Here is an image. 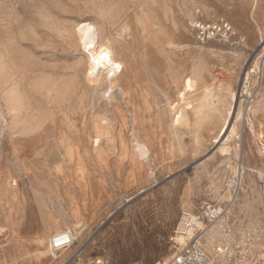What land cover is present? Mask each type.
<instances>
[{
    "label": "rangeland",
    "instance_id": "rangeland-1",
    "mask_svg": "<svg viewBox=\"0 0 264 264\" xmlns=\"http://www.w3.org/2000/svg\"><path fill=\"white\" fill-rule=\"evenodd\" d=\"M83 23L128 61L113 94L86 76ZM263 111L264 0H0V264H166L182 212L232 198L201 246L214 264H264ZM69 230L63 258L37 257Z\"/></svg>",
    "mask_w": 264,
    "mask_h": 264
},
{
    "label": "bare ground",
    "instance_id": "bare-ground-1",
    "mask_svg": "<svg viewBox=\"0 0 264 264\" xmlns=\"http://www.w3.org/2000/svg\"><path fill=\"white\" fill-rule=\"evenodd\" d=\"M136 1V0H135ZM161 1V0H160ZM163 1V0H162ZM150 2V1H149ZM158 2V1H157ZM136 3V2H135ZM151 3V5H152V1L150 2ZM161 3V2H160ZM137 6V5H136ZM155 6V5H154ZM160 6V5H159ZM146 7V6H145ZM102 13V12H101ZM109 13V12H108ZM110 13H111V11H110ZM112 14V13H111ZM114 14V13H113ZM115 14H118V12L116 13V11H115ZM103 16L101 17V19L102 18H104L105 19V17H104V15L105 14H102ZM112 16V15H111ZM111 19H112V17H111ZM115 19V18H114ZM114 19H112V20H114ZM137 19V18H136ZM116 20H117V17H116ZM138 20V19H137ZM117 21H119V20H117ZM135 21V20H134ZM106 22V21H105ZM112 22V21H111ZM114 22V21H113ZM144 22V21H143ZM143 22H142V25H143ZM114 23H116V22H114ZM120 23V22H119ZM135 23V22H134ZM139 23V22H138ZM107 24V23H106ZM131 24V23H130ZM129 24V25H130ZM136 24H137V21H136ZM135 24V25H136ZM141 24V23H140ZM108 25V24H107ZM114 25V24H113ZM116 25V24H115ZM134 24H133V26H135ZM141 25V26H142ZM101 26V25H100ZM117 26V25H116ZM77 27V26H76ZM75 27V28H76ZM114 27V26H113ZM112 26L110 27V28H113ZM123 27H124V25H123ZM136 27V26H135ZM109 28V27H108ZM120 28H122V26L120 25ZM130 28H131V26H130ZM139 28V27H138ZM143 28H145L144 26H143ZM102 29V28H101ZM133 29V28H132ZM78 32H79V40H80V44L83 46V48L85 49V51H87V70H86V76H87V78L88 79H90L93 83L95 82V83H99V81H101V84H103V83H106V84H108V90L110 91V94H113L114 93V91H115V89L118 87L117 86V80L120 78V76L122 75L123 76V73L125 72V70L127 69V67H128V61L125 59V58H123L122 56H119L118 55V53H117V51H116V49H118V48H116V49H114V47H113V41L108 37L109 36V34H108V36H106V35H98V34H100V33H96V32H104L103 30H100V28L98 29L96 26H94V25H92V24H89V23H83V24H80V25H78ZM107 31V30H106ZM123 31V30H122ZM139 31V30H138ZM145 31V30H144ZM143 31V33H145ZM108 32V31H107ZM114 32V31H113ZM117 32V31H116ZM116 32H114V33H116ZM125 32V31H124ZM128 32V31H127ZM75 33H76V31H75ZM113 34V33H112ZM135 34H137V33H135ZM142 34V33H141ZM114 35V34H113ZM133 35V34H132ZM75 36V35H74ZM134 36V35H133ZM136 36V35H135ZM111 37V36H110ZM116 37V36H115ZM138 37V36H137ZM100 38V39H99ZM112 38V37H111ZM113 39H114V37H113ZM124 39V38H123ZM133 39V38H132ZM135 39H137V38H135ZM140 39V38H139ZM142 39H143V36H142ZM76 40V39H75ZM98 40H100V43L98 44ZM117 40H119V39H117ZM122 40V39H121ZM141 40V39H140ZM77 41V42H76ZM75 42H76V44L77 43H79V41L78 40H76ZM125 41V40H124ZM134 41V40H133ZM143 41V40H142ZM119 42V41H118ZM122 43V42H121ZM136 43V42H135ZM79 44V45H80ZM98 44V46H97V48L95 49V46ZM124 44V43H123ZM122 44V45H123ZM127 44H128V42H127ZM137 44V43H136ZM135 44V45H136ZM115 45H117V43L115 44ZM132 45H133V43H132ZM139 45H141L140 43H139ZM124 46L125 47H127V45L126 44H124ZM129 46V45H128ZM116 47V46H115ZM131 47H133V46H131ZM135 47V46H134ZM78 48H79V46H78ZM137 48V47H136ZM141 48V47H140ZM126 49V48H125ZM133 49V48H132ZM143 49V48H142ZM79 50V49H78ZM81 51V50H80ZM85 51H84V53H85ZM130 51V50H129ZM139 51H141L140 49H139ZM139 51L137 50V52H138V54H139ZM83 52V51H82ZM130 53V52H129ZM125 56V55H124ZM128 56H130V55H128ZM85 57V56H84ZM131 59H132V56H131ZM134 60V59H133ZM132 60V61H133ZM131 61V62H132ZM138 61V60H137ZM82 63H80L81 65H83L84 66V62L83 61H81ZM130 62V63H131ZM142 63V62H141ZM80 64H79V66H80ZM134 64V63H133ZM139 64V63H138ZM82 66V67H83ZM145 67H146V65H145ZM80 68V67H79ZM86 68V67H85ZM132 68V67H131ZM83 69V68H82ZM134 69V68H133ZM131 70V69H130ZM135 71V70H134ZM140 71V70H139ZM142 71V70H141ZM144 71V70H143ZM135 73H136V71H135ZM81 74V73H80ZM133 74V73H132ZM137 74V73H136ZM135 74V75H136ZM134 75V74H133ZM82 76V75H81ZM139 76V75H138ZM142 76V75H141ZM85 77V76H84ZM125 78V77H124ZM144 78V77H143ZM85 79V78H84ZM121 79V78H120ZM136 79V78H135ZM147 80V79H146ZM80 81V80H79ZM85 80H83V82H84ZM81 82V81H80ZM79 82V83H80ZM103 82V83H102ZM138 82V81H137ZM183 82V81H182ZM193 83L195 84V82H192V80H190L189 79V77H188V79L185 81V86H186V88L187 89H192V87H193ZM100 84V83H99ZM98 84V85H99ZM183 84V83H182ZM97 86V85H96ZM121 86V85H120ZM130 86V85H129ZM195 86V85H194ZM197 86V85H196ZM86 87V86H85ZM91 87V86H90ZM98 87V86H97ZM96 88V87H95ZM141 88V87H140ZM199 88V87H198ZM55 89V88H54ZM194 89V88H193ZM57 90V89H56ZM55 90V91H56ZM62 90V89H61ZM83 90V89H82ZM95 90V89H94ZM107 90V91H108ZM87 91V90H86ZM107 91H105V92H107ZM57 92V91H56ZM96 92V91H95ZM95 92H94V94H95ZM118 92V91H117ZM192 92V91H191ZM55 93V92H54ZM53 93V94H54ZM58 93V92H57ZM180 93V92H179ZM60 94H62L61 92L59 93V97H60ZM86 94V93H85ZM100 94V93H99ZM122 94V93H121ZM130 94V93H129ZM92 95H93V93H92ZM138 95H140V94H138ZM83 96V95H82ZM110 96V95H109ZM53 97H54V95L52 96V99H53ZM57 98H58V96H56ZM89 97V96H88ZM130 97V96H129ZM184 97H185V94H180L179 95V98H181L182 100H184ZM84 98V97H83ZM83 98H81L82 99V101H83ZM51 99V100H52ZM120 99V98H119ZM93 100V99H92ZM147 100V99H146ZM136 101V100H135ZM145 101V100H144ZM148 101V100H147ZM185 101V100H184ZM60 102V101H59ZM111 102H112V100H111ZM146 102V101H145ZM144 102V103H145ZM62 103V102H61ZM82 102H80V104H81ZM130 103V102H129ZM150 103V102H149ZM83 104V103H82ZM140 104V103H139ZM138 104V105H139ZM121 105V104H120ZM56 106V105H55ZM58 106V105H57ZM113 106V105H112ZM116 107V106H115ZM127 107V106H126ZM129 107V106H128ZM127 107V108H128ZM135 107V109H136V106H134ZM132 108V107H131ZM181 108H185V107H183V106H181ZM181 108L179 109V110H175V109H172L171 108V111H172V115H173V118H172V122H173V124L175 125L174 127H176V125H178V124H181V123H187V116H186V114L183 112V110H181ZM121 109V108H120ZM133 109V108H132ZM142 110V109H141ZM123 111V110H122ZM186 111V110H185ZM253 111V110H252ZM143 112V111H142ZM249 112V111H248ZM97 113V112H96ZM143 113H145V112H143ZM263 113H264V111H263ZM66 114V113H65ZM261 114V113H260ZM64 115V114H63ZM115 115V114H114ZM252 115V114H251ZM250 115V116H251ZM262 115V114H261ZM264 115V114H263ZM262 115V116H263ZM48 116V115H47ZM65 116V115H64ZM136 116V115H135ZM243 116V115H242ZM67 117H68V115H67ZM104 117H106V116H104ZM141 117H142V115H141ZM216 117V116H215ZM247 117H248V115H247ZM264 117V116H263ZM107 118V117H106ZM140 118V117H139ZM205 118V117H204ZM141 119V118H140ZM72 120V119H71ZM107 120V119H106ZM146 120V119H145ZM189 120V119H188ZM209 120H210V118H209ZM112 121H114V119L112 120ZM190 121V120H189ZM211 121V120H210ZM214 120H213V118H212V122H213ZM253 121V120H252ZM115 122V121H114ZM208 121H206V123H207ZM212 122H211V124H212ZM254 122V121H253ZM70 123V122H69ZM140 123V122H139ZM215 123V122H214ZM65 124H66V122H65ZM64 124V125H65ZM99 124V123H98ZM116 124H117V122H116ZM200 124V123H199ZM201 124H202V126H203V123H202V120H201ZM248 124V123H247ZM68 125V124H67ZM71 125H72V123H71ZM74 125V124H73ZM131 125H132V123H131ZM209 125H210V123H209ZM251 125V123H249V126ZM255 125V124H254ZM253 125V126H254ZM263 125V124H262ZM69 126V125H68ZM67 126V127H68ZM133 126V125H132ZM140 126H141V124H140ZM224 126V125H223ZM66 127V128H67ZM98 127V126H97ZM137 127H138V125H137ZM173 127V126H172ZM256 127H257V125H256ZM75 128V127H74ZM224 128V127H223ZM70 129V128H69ZM72 129V128H71ZM147 129V128H146ZM253 129H255V128H253ZM253 129H252V125H251V132L253 131ZM77 130V129H76ZM115 130V129H114ZM114 130H112V132L114 131ZM221 130H223L222 128H221ZM220 130V131H221ZM261 130H263V129H261ZM69 131V133H70V130H68ZM149 131V130H148ZM62 132V131H61ZM60 132V133H61ZM66 134V133H65ZM72 134V133H71ZM89 135H90V133H88ZM114 134V133H113ZM88 135V136H89ZM110 135H112V134H110ZM137 135V134H136ZM251 135V134H250ZM61 136V135H60ZM67 136V135H66ZM64 137V136H63ZM115 137V136H114ZM138 137V136H137ZM198 137V136H197ZM196 137V138H197ZM237 137V136H236ZM68 138V137H67ZM125 138V137H124ZM151 138V137H150ZM257 138V137H256ZM66 139V138H65ZM115 139V138H114ZM116 139H117V137H116ZM63 140V139H62ZM152 140V139H151ZM198 140H199V137H198ZM239 140V139H238ZM69 141V140H68ZM61 142V141H60ZM65 142H66V140H65ZM62 143H64V142H62ZM95 143L96 144H98L99 143V140H98V138L97 139H95ZM135 143H136V148L135 149H137V151H138V153H139V155H140V157H141V159L142 160H148L149 158H150V147H149V144H148V142L146 141V140H142V139H139V138H136L135 139ZM156 144V143H155ZM64 145V144H63ZM157 145V144H156ZM155 145V146H156ZM65 146V145H64ZM67 146V145H66ZM68 146H69V144H68ZM72 146V145H71ZM241 146V145H240ZM238 147V146H237ZM264 147V146H263ZM115 148V147H114ZM235 148V147H234ZM241 148V147H240ZM69 149V148H68ZM239 149V148H238ZM67 150V149H66ZM105 150V149H104ZM157 151V150H156ZM192 151V150H191ZM237 151V150H236ZM67 152V151H66ZM259 152V151H258ZM70 153V152H69ZM69 153H67V154H69ZM158 155V154H157ZM160 155V154H159ZM176 155V154H175ZM234 155V154H233ZM237 155H238V153H237ZM237 155L235 156V157H237ZM261 155H262V153H261ZM234 157V156H233ZM240 158V157H239ZM238 158V159H239ZM228 159V158H227ZM237 159V160H238ZM80 169V168H79ZM238 169V168H237ZM238 171V170H237ZM241 171V170H240ZM253 171V168H251V166H243L242 167V171H241V173H240V177H242V181H243V177L246 175V174H250L251 172ZM152 173V172H151ZM154 173V172H153ZM260 176L262 177L263 176V174H261L260 173ZM235 177H236V175H235ZM18 178V177H17ZM238 178V177H237ZM236 179V178H235ZM240 179V178H239ZM7 180H10V178L9 179H7ZM203 180H206V179H203ZM215 181V180H214ZM237 181V180H236ZM16 183H18V182H14V184H15V186L16 185H18V184H16ZM235 182H232L231 184H230V186L229 187H231L232 186V184H234ZM261 183H262V181H261ZM10 184V183H9ZM190 184V183H189ZM208 184V183H207ZM13 185V184H12ZM187 186V185H186ZM213 187V186H212ZM215 187V186H214ZM195 188V187H194ZM200 188V187H199ZM228 188V187H227ZM244 188V187H243ZM235 189V188H234ZM238 189V188H237ZM10 190V189H9ZM192 190H194V189H192ZM214 190V189H213ZM215 190H216V187H215ZM222 190V189H221ZM205 191V190H204ZM207 191V190H206ZM235 191V190H234ZM211 192V191H210ZM215 192V191H214ZM237 192V191H236ZM11 193V192H10ZM203 193V192H202ZM217 193V192H216ZM244 193H245V191H244ZM9 194V193H8ZM206 194V193H205ZM218 194V193H217ZM227 194H229V192L227 193ZM231 194V193H230ZM226 195V194H225ZM206 196V195H205ZM208 197V196H207ZM219 197V196H218ZM221 199H223V198H221ZM231 199V198H230ZM231 209H232V207H233V205H234V203H235V200L232 198L231 200ZM224 203H225V199H224V201H223ZM237 207H239V206H237ZM252 207V206H251ZM230 209V210H231ZM230 210L228 211V208L227 209H225V210H223L222 211V213H221V217L219 218V220L217 221V222H215L213 225H211L210 227H212V226H215V225H217V224H219L221 221H222V219L224 218V216L226 215V213H227V216H229V212H230ZM253 210V209H252ZM253 213V212H252ZM234 219V218H233ZM231 220V219H230ZM236 221V220H235ZM250 222H251V220H250ZM83 227H84V225H83ZM61 229V228H60ZM67 232H70L71 234H72V237H73V241H75L77 238L75 237V235H74V233L72 232V231H67ZM208 232V229L204 232V234H203V237L206 235V233ZM213 231H209V233H207V234H210V233H212ZM81 234V233H80ZM211 235V234H210ZM210 239H213V235H212V238L210 237L209 239H208V245L209 246H211V241H210ZM38 241V240H37ZM29 242V241H28ZM50 243H51V240H50ZM48 244L45 242V241H38L37 242V244H36V248H35V252H36V255H37V257L39 258V259H41V260H45V261H57L59 258H63V253L64 252H66V250H64V251H61L59 254H52V252L50 251V247H49V245L47 246ZM73 245H74V243H73ZM208 246V247H209ZM72 247V246H71ZM70 247V248H71ZM70 248H68V249H70ZM67 249V250H68Z\"/></svg>",
    "mask_w": 264,
    "mask_h": 264
},
{
    "label": "built area",
    "instance_id": "built-area-1",
    "mask_svg": "<svg viewBox=\"0 0 264 264\" xmlns=\"http://www.w3.org/2000/svg\"><path fill=\"white\" fill-rule=\"evenodd\" d=\"M221 216V209L213 204L205 203L200 207L199 213L184 211L176 230V238L180 249L166 264H214L212 258L201 246L203 234L208 226L214 224ZM73 237L70 232L55 235L51 239L50 250L58 254L73 246ZM69 264H106L103 259L86 262L80 252H76Z\"/></svg>",
    "mask_w": 264,
    "mask_h": 264
}]
</instances>
